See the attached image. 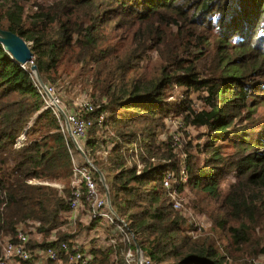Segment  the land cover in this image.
Instances as JSON below:
<instances>
[{
  "label": "trees",
  "instance_id": "obj_1",
  "mask_svg": "<svg viewBox=\"0 0 264 264\" xmlns=\"http://www.w3.org/2000/svg\"><path fill=\"white\" fill-rule=\"evenodd\" d=\"M1 1L10 8L1 12L0 6V28L30 43L45 85L53 86L61 66V74L75 68L88 94H97L91 100L95 111L84 116L104 113L102 126L89 127L79 144L103 173L112 208L145 256L154 264H227L209 237L194 240L185 232L162 185L172 172L178 190L185 174L193 188L213 198L232 173L236 182L223 200L235 222L227 227L231 244L264 257V123L256 125L254 118L264 103V0ZM26 5L32 12H24ZM119 30L126 32L127 45H120ZM149 52L159 61L147 77ZM176 87L183 97L169 100ZM191 91L203 93L199 109ZM169 119L204 128L198 136L203 142H187L183 156L177 155L165 131ZM227 147L233 152L223 154ZM102 153L104 165L94 159ZM201 154L206 158L199 165ZM78 155L62 116L30 73L0 47V258L3 239L32 229L42 238L30 236L32 257L26 263L68 264L63 253L57 262L41 252L75 240L64 228L70 223V179ZM32 179L63 188L27 182ZM95 180L103 190L98 176ZM226 223L222 219L220 226ZM89 224L91 230L110 229L108 239L117 230L101 220ZM256 226L263 235L261 244L253 245ZM128 249L135 251L134 242L104 247L92 238L82 244L88 264H129Z\"/></svg>",
  "mask_w": 264,
  "mask_h": 264
},
{
  "label": "rangeland",
  "instance_id": "obj_2",
  "mask_svg": "<svg viewBox=\"0 0 264 264\" xmlns=\"http://www.w3.org/2000/svg\"><path fill=\"white\" fill-rule=\"evenodd\" d=\"M30 3L31 2H29L28 5H30ZM28 5H26V9H24V12L30 13L32 12V9L29 8ZM0 6H1V12H4V10L10 8V4L5 1H1ZM27 22L25 23V25H27ZM106 31H109V28L106 29ZM116 34L120 38L118 39L120 45L123 44L127 45L129 43V39L126 38V32L124 30H119L116 32ZM158 61H159V57L157 56V53L149 52V59H147L143 69L147 77L151 76L155 72ZM62 68L63 67L61 66L57 72L53 73V78L59 75L60 77L56 79L55 82H50V83H52V85L55 87L58 98L62 101V103L66 106V108L70 110L74 109L76 101L80 99H90V100L94 99L93 102L96 101L97 94L95 97L90 96L86 91V89L84 88V86L82 85L81 82L82 74H79L78 69L75 71V68H73L74 72H71L69 74L67 72H63L61 74ZM75 74L78 76L77 78H75ZM257 79L259 80L260 78ZM261 80H264V77L261 78ZM181 90H182L181 88L176 87L175 94L169 96L168 99L174 100L177 97L182 98L183 95ZM202 94L203 93L198 91H191L190 96L192 98L193 106L196 109H199L203 105V101L201 100ZM254 118L256 119L255 121L256 125L264 123V103L256 107ZM168 123H169L168 129L165 128V131L166 134L172 135L170 145L171 147H175L174 152L177 155L183 156L181 155V153L183 152L182 148L187 142H192V144L203 142L204 137L198 139V136H201L205 132L204 128H193L191 126H184V125L182 127L179 120H172V119L171 120L169 119ZM232 152L233 149L230 147L223 149V154L225 153L230 154ZM105 156H107L105 155V153L97 154L94 156V159H96L98 162L104 165L107 164ZM76 158L79 159L78 161H81L79 155L76 156ZM205 158H206L205 154H201L199 156V162H198L199 165L203 164ZM157 161L158 160H155L154 162ZM36 180L37 179H32L31 184L51 185L53 187H56L60 191L63 188V184L58 182L56 183V182L40 181L41 183H36ZM234 182H236V179L232 175V173H227L220 182L219 185L220 194L218 195L217 198H213L210 195L193 188L189 182V179L186 178L185 180H182L181 188L179 190L177 189V192H175L176 197L182 203V207L180 210H176L173 207L172 208L183 218L184 228L186 230L185 232L190 236V238L194 240L195 239L198 240L200 238L202 239V237H209L215 244L218 252L226 256L225 259L227 264H239V263L264 264V257L262 255L258 254L254 256L253 254L256 252L248 253L250 247H244L242 251H238L231 244V239L227 227L229 224H235V222L229 220V217L227 215L228 208L223 200L225 195L228 193L230 184ZM105 184L107 185V181H105ZM60 216L64 218L63 215ZM222 219H227V223L225 224L224 227L220 226V222ZM89 225H90L89 219L88 217H86V214L84 213L83 215H81L76 219L75 223H73V221L71 223L70 221V223L67 226H65L64 229L69 230V233H74L76 235L75 239L82 241V244L85 241H90L92 238H94L95 243L97 245H102L104 247L108 246L109 245V241H107L109 240L108 237L107 236L102 237L103 235L101 237L95 236L94 234L98 231L95 230L92 231ZM106 228L104 234L110 233V229L109 231H107ZM25 232H28L29 238L30 236L31 237L37 236L39 240H41L42 238L41 234L36 235L33 232H29V229H25ZM262 235H263L262 230L260 229L259 226H256V229L252 230L253 245H257L259 243L261 244L260 240L262 238ZM111 237L115 239L116 243L118 241H121L120 232H118L117 230H115V232L111 235ZM130 250L133 253L134 250L133 249ZM111 258L113 259L114 257L112 256Z\"/></svg>",
  "mask_w": 264,
  "mask_h": 264
},
{
  "label": "built area",
  "instance_id": "obj_3",
  "mask_svg": "<svg viewBox=\"0 0 264 264\" xmlns=\"http://www.w3.org/2000/svg\"><path fill=\"white\" fill-rule=\"evenodd\" d=\"M46 88L66 114L65 120L62 117L65 130V123L67 122L70 127L71 135L78 141V143L80 139L85 137L88 128L93 124L97 123L99 127L102 126L105 116L104 113H99L95 117L84 116V113H93L97 107L90 99L77 100L75 108L66 112L61 100L57 96L55 87L46 85ZM48 105L52 104L48 101ZM54 109L60 114L55 107ZM22 139L23 136L18 137L15 145L18 146ZM87 165L81 164L77 159H74L73 161L72 175L70 179L72 190L69 199L71 223L72 221L75 223L76 219L85 213L89 220H101L107 224H114L117 231L121 234V240L125 241L127 244L132 243L134 235L129 231L125 221L117 214H113L109 209L106 197L107 185L101 183L103 187V190H101L98 187V183L91 170L92 167ZM139 167H141L140 164L138 165V168ZM186 178L187 176L182 174V180H185ZM28 182L32 183L31 180H28ZM36 183L41 182L36 180ZM162 185L168 192L172 207L176 210H180L182 203L175 195L178 185L175 175L172 172H168L162 180ZM29 231L33 232L32 229ZM53 239L54 236H51L50 240ZM28 241V232L22 230H18L13 239H3L1 242L2 254L0 264H28L26 262L32 257V251L27 246ZM108 241L109 245L116 244L115 239L112 237H110ZM41 253L43 254V257L49 261L61 262V253L66 256L68 264H88L89 261V256L82 250V242L78 239L69 242L62 241L57 247L53 245L48 246ZM133 253L130 249L125 253V257L129 264H154L149 257L143 254V252L139 259L136 257V251Z\"/></svg>",
  "mask_w": 264,
  "mask_h": 264
},
{
  "label": "water",
  "instance_id": "obj_4",
  "mask_svg": "<svg viewBox=\"0 0 264 264\" xmlns=\"http://www.w3.org/2000/svg\"><path fill=\"white\" fill-rule=\"evenodd\" d=\"M0 47H2L5 52H7L12 59L17 62L19 65H21L23 68H25L31 75L32 78L37 82V84L40 86V88L43 90V92L46 94L48 101L50 104H52L56 110L60 113V115L66 119V114L62 107L55 101L54 97L47 91L46 85L44 84L38 69L33 61L34 54L31 51L30 43L24 40L20 35H18L15 32H12L7 29L0 28ZM66 125V132L68 136L71 138L75 149L79 152L81 157L84 159V161L92 167V169L95 170V172L98 174L99 179L103 185L105 184V178L103 173L100 171L99 168H97L93 163L90 161L84 150L80 147L78 141L71 135L70 127L68 123H65ZM106 197L108 201L109 209L113 214H116L114 209L112 208L110 204V198L108 190L106 191ZM135 251H136V257L137 259L140 258L142 254V250L140 249L139 245L137 244L135 238L133 239Z\"/></svg>",
  "mask_w": 264,
  "mask_h": 264
},
{
  "label": "crops",
  "instance_id": "obj_5",
  "mask_svg": "<svg viewBox=\"0 0 264 264\" xmlns=\"http://www.w3.org/2000/svg\"><path fill=\"white\" fill-rule=\"evenodd\" d=\"M94 230H97L99 233H98V236H102V237H104L106 234H104V231H105V229L103 228V227H101V226H98L96 229H93L92 231H94ZM101 230V231H100ZM82 242V241H81Z\"/></svg>",
  "mask_w": 264,
  "mask_h": 264
}]
</instances>
